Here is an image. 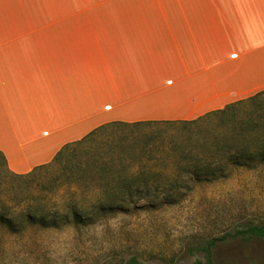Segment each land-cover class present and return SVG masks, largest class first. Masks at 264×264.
Segmentation results:
<instances>
[{"label":"crops","instance_id":"0c3cea01","mask_svg":"<svg viewBox=\"0 0 264 264\" xmlns=\"http://www.w3.org/2000/svg\"><path fill=\"white\" fill-rule=\"evenodd\" d=\"M175 4L107 31L1 43L0 152L12 173L105 124L190 122L264 92V0Z\"/></svg>","mask_w":264,"mask_h":264},{"label":"rangeland","instance_id":"374dc122","mask_svg":"<svg viewBox=\"0 0 264 264\" xmlns=\"http://www.w3.org/2000/svg\"><path fill=\"white\" fill-rule=\"evenodd\" d=\"M177 1L183 0H0V46L13 35L107 31L144 16L146 7L172 14ZM249 120L264 122V95L189 125H142L104 133L87 147L83 163L90 165L92 155L101 154L106 162L126 159L130 167L124 174L172 176L192 164L220 163L213 154L216 144H230L231 127ZM224 173L190 182L189 192L184 185L183 196L173 204L148 208L141 201L138 210L102 215L94 214L98 199L104 198L95 182L75 189L39 179L36 189L21 191L11 205L19 210L28 197L29 203L48 209L75 206L83 220L77 226H26L18 233L0 228V264H119L133 258L140 264H194L203 260L206 242L222 237L213 248L216 264H264L263 242L229 236L264 221V167H225ZM181 180L187 178L181 175Z\"/></svg>","mask_w":264,"mask_h":264},{"label":"trees","instance_id":"16d2710c","mask_svg":"<svg viewBox=\"0 0 264 264\" xmlns=\"http://www.w3.org/2000/svg\"><path fill=\"white\" fill-rule=\"evenodd\" d=\"M263 95L264 92L259 93L247 101H253L256 97ZM242 102L229 105L223 110L213 112L207 116L225 114L230 108ZM196 121L133 124L113 122L105 124L82 139L64 145L50 163L36 167L23 175L12 173L7 167L5 157L0 152V228L11 233H18L26 226L36 225L42 228H55L58 225L66 224L77 226L83 220L82 215L75 206L65 211H63L64 207L61 209H48L44 204L35 206L29 203L28 197L22 199L25 206L19 210L11 205L12 200H17L22 194L21 191L30 194L33 189H36L39 186L37 183L39 179L59 183L58 188L74 187L75 189L80 188L82 183L93 184L95 182V188H99L104 198L102 200L98 199V203L93 207L95 209L94 214L102 215L108 212L124 213L129 210H138L137 206L141 201H144V206L148 208H153L156 204H173L183 196L180 190L184 185L188 186L190 182L206 181L208 178L214 179L217 176L224 177L225 167H241L248 170L264 167V122L258 124L256 121L253 123L251 120L243 123L237 121L238 124L234 128L231 127L234 133H230L228 136L230 144L225 141L216 144L213 154L219 158L220 163H206L203 166L198 163L192 164L183 168L182 174L175 172L172 176H167L163 172L152 173L155 176L154 179L145 176L144 172L124 174L125 170L130 167L125 161L126 159H119V163H114V158L110 162H106V157L101 154L92 155V161H87L91 162L90 165L83 163L87 147L104 133L105 135H111L116 130L131 129L142 125L175 123L189 125ZM181 175H184L187 180L182 181ZM62 177H64L63 180H61ZM190 189L189 185L186 190L189 192ZM150 196L152 198H147ZM229 236L237 237L244 242L256 239L264 243V221L259 224H248ZM225 238L206 242L205 247L201 249L204 253L203 260H198L194 264H216L213 248L216 241ZM119 264L140 263L133 258L126 263Z\"/></svg>","mask_w":264,"mask_h":264}]
</instances>
